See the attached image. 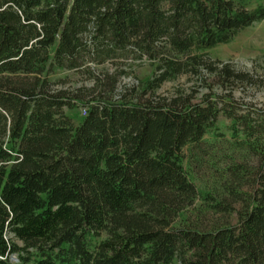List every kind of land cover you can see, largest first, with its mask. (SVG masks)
<instances>
[{
	"label": "trees",
	"instance_id": "1",
	"mask_svg": "<svg viewBox=\"0 0 264 264\" xmlns=\"http://www.w3.org/2000/svg\"><path fill=\"white\" fill-rule=\"evenodd\" d=\"M251 3L0 0L1 263L264 264V102L234 94L264 71L208 51L264 19ZM58 67L81 84L56 86ZM181 75L186 89L159 91ZM220 116L260 162L238 221L204 225L183 161Z\"/></svg>",
	"mask_w": 264,
	"mask_h": 264
},
{
	"label": "rangeland",
	"instance_id": "2",
	"mask_svg": "<svg viewBox=\"0 0 264 264\" xmlns=\"http://www.w3.org/2000/svg\"><path fill=\"white\" fill-rule=\"evenodd\" d=\"M260 2L264 0H252L251 5ZM208 51L213 58L231 61L237 68L257 66V69L263 72L264 19L245 27L230 41L220 43L209 48ZM152 72L153 66L146 61L137 68L136 73L139 78L146 79ZM49 76L55 81L56 86L75 87L81 84L79 75L66 68L58 67ZM57 79L66 82H56ZM133 80L134 77L127 76L122 82ZM191 83L187 75H181L166 81L159 91L169 93L178 87L186 89ZM234 94L243 102L248 101L258 106L264 102V86L245 90L239 85L234 90ZM67 112L75 123H79L83 120L86 109L80 105L76 108H68ZM230 125L229 118L220 116L217 126L205 134L204 142L188 149L183 161L185 169L199 190L195 207L187 210V214L195 218L200 217L204 225L238 221L239 212L246 206L259 167V154L243 139L242 133L235 135ZM216 201L227 202L230 210L224 211L212 207V203ZM183 219H186V212L179 220L184 221ZM18 242L22 244L21 240ZM7 260L8 264H33L31 261L21 262L17 253H12ZM0 264L5 263L0 262Z\"/></svg>",
	"mask_w": 264,
	"mask_h": 264
}]
</instances>
